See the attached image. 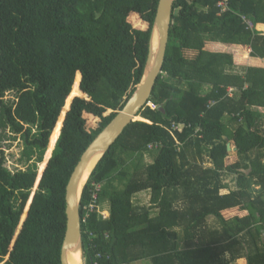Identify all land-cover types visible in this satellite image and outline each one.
I'll list each match as a JSON object with an SVG mask.
<instances>
[{
  "label": "trees",
  "instance_id": "1",
  "mask_svg": "<svg viewBox=\"0 0 264 264\" xmlns=\"http://www.w3.org/2000/svg\"><path fill=\"white\" fill-rule=\"evenodd\" d=\"M218 1H174L156 108L83 188L86 264H264V0ZM158 2L0 0V121L38 155L15 172L0 159V263L61 264L68 181L140 84ZM96 185L109 219L85 209Z\"/></svg>",
  "mask_w": 264,
  "mask_h": 264
},
{
  "label": "water",
  "instance_id": "2",
  "mask_svg": "<svg viewBox=\"0 0 264 264\" xmlns=\"http://www.w3.org/2000/svg\"><path fill=\"white\" fill-rule=\"evenodd\" d=\"M174 1L159 0L152 28L149 54L140 84L123 109L91 142L70 176L65 196L66 231L62 243L61 264H70L69 255L78 249L83 251L80 201L89 176L125 128L133 122L144 121L138 120L141 118L139 114L150 102L158 77L163 73ZM155 38L156 46L154 49ZM227 149L231 153L230 144H228ZM93 163L95 164L92 170L87 173Z\"/></svg>",
  "mask_w": 264,
  "mask_h": 264
},
{
  "label": "rangeland",
  "instance_id": "3",
  "mask_svg": "<svg viewBox=\"0 0 264 264\" xmlns=\"http://www.w3.org/2000/svg\"><path fill=\"white\" fill-rule=\"evenodd\" d=\"M137 26H140L137 25ZM141 27V26H140ZM241 54V53H240ZM246 55L248 57L249 53L247 52ZM239 72V71H238ZM242 73V71H240ZM243 75V73H242ZM17 93L16 92H9L5 96V101L8 104H13L16 101ZM37 133V127H33L32 134ZM53 137V136H52ZM58 139V138H57ZM57 139L54 140L51 138V142L49 144V148L46 152L44 163L49 159L53 150L55 148ZM31 147L27 143L26 135L24 132L16 133L13 131L11 127L8 125L1 124L0 121V159H4L5 167L9 171H17V170H26L30 164L37 161V154H33L31 152ZM44 163H37L36 167L41 172ZM226 183L229 184L231 189H235V181L233 178L228 177L226 179ZM135 203L137 205H147L149 203V195L146 193L139 194L135 197ZM2 264V262L0 263ZM82 264H86V259L84 258V254L82 251ZM233 264H242L241 261H237Z\"/></svg>",
  "mask_w": 264,
  "mask_h": 264
},
{
  "label": "built area",
  "instance_id": "4",
  "mask_svg": "<svg viewBox=\"0 0 264 264\" xmlns=\"http://www.w3.org/2000/svg\"><path fill=\"white\" fill-rule=\"evenodd\" d=\"M230 2L231 0H219L218 1L217 8L219 9L220 14H223L228 10L229 8L228 6ZM248 24L250 27H252V24L250 22H248ZM148 106L151 107L152 109L156 108V106L151 101L148 103ZM173 127L174 129H177V130L182 128V126H179V125L178 126L174 125ZM157 147L158 146H156L155 148ZM149 148H153V145H150ZM100 191H101V185H96L93 195H92L91 203L85 207V209H87L89 212H94L97 209H99L100 199H99L98 194ZM81 221H82V218H81Z\"/></svg>",
  "mask_w": 264,
  "mask_h": 264
},
{
  "label": "crops",
  "instance_id": "5",
  "mask_svg": "<svg viewBox=\"0 0 264 264\" xmlns=\"http://www.w3.org/2000/svg\"><path fill=\"white\" fill-rule=\"evenodd\" d=\"M153 162V159L151 157H146L145 158V163L146 164H151ZM209 166V165H208ZM143 193H146V195H149V203L147 205H141V206H149L150 205V192H143ZM142 194V193H141ZM134 204L136 206H138L136 203H135V198H134ZM99 214L100 216L103 218V219H109L110 217V206H109V203H104V204H100V207H99ZM241 261V263L243 262L242 260H239ZM144 262H140V263H137V264H143Z\"/></svg>",
  "mask_w": 264,
  "mask_h": 264
},
{
  "label": "bare ground",
  "instance_id": "6",
  "mask_svg": "<svg viewBox=\"0 0 264 264\" xmlns=\"http://www.w3.org/2000/svg\"><path fill=\"white\" fill-rule=\"evenodd\" d=\"M156 38H155V40H154V49H155V46H156ZM96 162V161H95ZM94 164L95 163H93L91 166H90V168L87 170V173H89L91 170H92V168H93V166H94ZM86 177H87V175H86ZM85 177V178H86ZM69 263L70 264H82V252H81V249H78V250H76V251H74L73 253H71L70 255H69Z\"/></svg>",
  "mask_w": 264,
  "mask_h": 264
}]
</instances>
